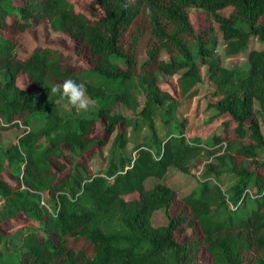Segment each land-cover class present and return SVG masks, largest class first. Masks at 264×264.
Instances as JSON below:
<instances>
[{
	"label": "trees",
	"instance_id": "obj_1",
	"mask_svg": "<svg viewBox=\"0 0 264 264\" xmlns=\"http://www.w3.org/2000/svg\"><path fill=\"white\" fill-rule=\"evenodd\" d=\"M193 7L209 18L200 29L189 17ZM87 9L67 0H0V133L16 126L13 119L23 125L16 142L0 146V173L8 172L0 175V221L20 213L31 219L12 236L0 231V264H264V161L262 169L250 166L264 149V0H90ZM40 19L72 46L36 44L19 56L3 30ZM212 23L228 54L252 35L260 41L247 50V68L219 62L205 40ZM185 37L196 42L218 96L207 104L214 117H226L204 136L186 135V119L174 114L200 80ZM69 78L85 85L93 112L59 114L57 100L67 101L51 89ZM117 102L134 114L113 112ZM103 135L111 136L106 165L91 171L90 148L105 145ZM59 157L72 167L57 178ZM169 165L199 169L196 185L182 195L162 182L145 186ZM222 172L233 178L227 189L218 183ZM160 208L166 222L153 225ZM200 250L206 261L197 259Z\"/></svg>",
	"mask_w": 264,
	"mask_h": 264
},
{
	"label": "rangeland",
	"instance_id": "obj_2",
	"mask_svg": "<svg viewBox=\"0 0 264 264\" xmlns=\"http://www.w3.org/2000/svg\"><path fill=\"white\" fill-rule=\"evenodd\" d=\"M69 1L75 10L82 11V12H88L87 6L90 0H67ZM231 10L230 7H225L222 10H220L221 13L227 14ZM189 17L194 25L195 29H200L201 27H204V23L208 22V16L206 13L200 9V8H189L188 9ZM240 25L247 29L246 25L242 22H240ZM4 33L9 36L10 38H13L15 42L14 50L19 56H24L30 49L36 45V44H44L45 46H51L56 47L58 49L62 48H68L69 46H72V41L64 35L62 32L53 31L48 22L45 19H40L35 25L24 28L22 30L17 29L14 26H7L4 30ZM185 42L187 43L192 59L197 64V69L200 74V80L195 86L194 93L190 96H185L180 99L177 106L174 108V114L179 118H185V128L184 132L186 135H190L193 133H197L200 136H204L211 132L212 129L219 128V121L222 119H226L224 116H215V109L213 106H209L207 102L209 100H215L218 96L213 94L214 90V84L208 79L206 75V64L202 63L201 58L199 57L197 51H196V42L189 38H184ZM205 40L208 44H211L213 47V53L217 56L219 62L227 67H233V68H242L245 69L248 67V60L246 58L247 50L251 47H259L260 41L256 39L255 36H250L247 47L242 49L238 53L234 54H228L226 52V48L224 45V40L222 38L221 32L216 29L213 26L211 32L205 37ZM144 53L143 51H140L138 54V61L143 57ZM160 56L166 58L168 57V52L163 49L160 52ZM81 61V59H80ZM83 64H85V61L83 60ZM2 71L0 70V77H1ZM167 80L171 81L174 80V78L177 76V74L172 75H163ZM26 82V78L23 77V75L19 78V83ZM164 87H167L174 96H177L175 92V86H171L168 84H164ZM141 100V98H140ZM57 107L58 112L62 117L66 116H72L77 115L80 113H91L96 109V103L94 107H91L89 111L83 112V111H77L74 108H70V106L61 100H57ZM254 107H256V103H254ZM112 111L115 113H120L124 116H131L134 114V111L128 109L120 102H117L113 104ZM214 117V118H213ZM20 119V118H18ZM21 120V119H20ZM102 123L99 122L97 125V134H102ZM219 125V126H218ZM17 126V125H16ZM16 126L5 128V130L1 131L0 133V146L5 147L7 145H10L11 143L16 142L17 136L20 134V129ZM146 129H142V131H145ZM226 134H232L231 124L228 125V128L225 129ZM103 139L105 140V145L99 146L97 143L92 144L90 149H94L92 151L93 155L90 157L88 161L89 169L91 171H99L103 170L106 165L107 156L109 155V151L111 148L110 142H111V136L103 135ZM223 141V140H222ZM203 142V140H202ZM223 144V143H222ZM125 150L130 151V144L126 143ZM67 153V152H66ZM86 153V151L84 152ZM74 155V154H73ZM68 156L72 158V154L68 153ZM74 161H81L83 159L80 155H74ZM197 156L206 157V153L203 150H199L197 152ZM59 163L58 164H64V168L56 169L54 168V171L56 173V177H60L63 173H65L67 170H69V167L72 166V160L71 162L62 161L61 157H59ZM264 161V149L259 151L258 156L255 159V162H252L250 166L257 167V169L260 168V163ZM200 170L196 167H189L188 171H182L179 168H177L174 165H169L167 167V170L165 174L161 178H154V177H148L146 178L144 184L146 187H149L155 183L162 182L169 186H171L175 192L176 195H182L186 192H188L193 186L196 185L195 174L199 172ZM221 174L220 180H218V183L220 184V187L222 189H227L233 182V178L229 173ZM0 175H8L7 169L4 167L3 170H1ZM14 182V181H11ZM135 193L132 194H125V198H131L135 196ZM41 200L42 203L47 206L49 209L51 207L52 201H49L46 194L44 192L41 193ZM2 206V199L0 197V207ZM31 221L27 216L23 214H18L15 217H11L9 219H2L0 221V231L5 236H12L13 233H15L17 230H19L21 227H23L25 224H28ZM150 221L153 225L158 224H164L166 222L165 212L162 208L154 211L150 217ZM9 240L7 242L5 241V244H2L3 246L9 247ZM2 246V247H3ZM197 259L206 261L208 259V255L204 250H200L198 253Z\"/></svg>",
	"mask_w": 264,
	"mask_h": 264
},
{
	"label": "clouds",
	"instance_id": "obj_3",
	"mask_svg": "<svg viewBox=\"0 0 264 264\" xmlns=\"http://www.w3.org/2000/svg\"><path fill=\"white\" fill-rule=\"evenodd\" d=\"M51 91L52 93H59L61 97L66 99L67 104L77 111L87 112L95 105V101L87 95L85 85L83 83H78L71 78L54 85Z\"/></svg>",
	"mask_w": 264,
	"mask_h": 264
},
{
	"label": "built area",
	"instance_id": "obj_4",
	"mask_svg": "<svg viewBox=\"0 0 264 264\" xmlns=\"http://www.w3.org/2000/svg\"><path fill=\"white\" fill-rule=\"evenodd\" d=\"M13 121H14L18 126H20V127L23 126V125H22V122H21L20 119L16 118V119H14ZM0 122H3V119H2V118H0ZM41 203H42V200H41Z\"/></svg>",
	"mask_w": 264,
	"mask_h": 264
}]
</instances>
